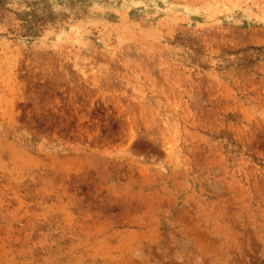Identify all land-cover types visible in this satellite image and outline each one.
<instances>
[{"label": "rangeland", "instance_id": "rangeland-1", "mask_svg": "<svg viewBox=\"0 0 264 264\" xmlns=\"http://www.w3.org/2000/svg\"><path fill=\"white\" fill-rule=\"evenodd\" d=\"M0 264H264V0H0Z\"/></svg>", "mask_w": 264, "mask_h": 264}]
</instances>
